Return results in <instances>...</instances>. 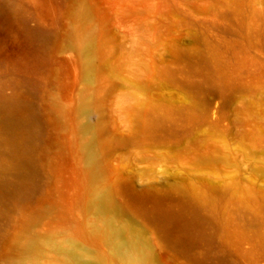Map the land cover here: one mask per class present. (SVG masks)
<instances>
[{
	"label": "rangeland",
	"instance_id": "1",
	"mask_svg": "<svg viewBox=\"0 0 264 264\" xmlns=\"http://www.w3.org/2000/svg\"><path fill=\"white\" fill-rule=\"evenodd\" d=\"M53 1L0 0V264H264V0Z\"/></svg>",
	"mask_w": 264,
	"mask_h": 264
},
{
	"label": "bare ground",
	"instance_id": "2",
	"mask_svg": "<svg viewBox=\"0 0 264 264\" xmlns=\"http://www.w3.org/2000/svg\"><path fill=\"white\" fill-rule=\"evenodd\" d=\"M36 3L45 11H53L55 9L53 0H36ZM2 113L5 121L13 128V134L15 136V137L13 136L14 139H16V141H20L19 144L21 145L22 137H21V133L17 131V128L22 129V126L20 127V124H18V122L16 121L15 119L16 117L12 109L6 106V108L3 109ZM3 191L4 190L0 185V192ZM167 218L169 221H175V222H180L182 220H185L187 221L189 227H192L196 223V219L193 216L186 217L184 213H179L176 215L174 214L168 215ZM119 248L121 250V253L127 255V257H129L134 263L147 264L146 253L142 249L137 250L138 252H134L131 249H127L121 245L119 246Z\"/></svg>",
	"mask_w": 264,
	"mask_h": 264
}]
</instances>
